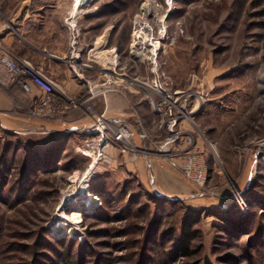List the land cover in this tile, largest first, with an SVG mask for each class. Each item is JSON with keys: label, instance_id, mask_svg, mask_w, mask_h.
<instances>
[{"label": "rangeland", "instance_id": "1", "mask_svg": "<svg viewBox=\"0 0 264 264\" xmlns=\"http://www.w3.org/2000/svg\"><path fill=\"white\" fill-rule=\"evenodd\" d=\"M11 22L25 32L2 42L12 56L60 53L67 94L83 101L96 84L94 118L146 141L95 161L81 152L90 113L32 119L22 90L0 89V264H264V0H0V39ZM168 102L187 119L164 151ZM188 156L202 187L182 174Z\"/></svg>", "mask_w": 264, "mask_h": 264}, {"label": "built area", "instance_id": "2", "mask_svg": "<svg viewBox=\"0 0 264 264\" xmlns=\"http://www.w3.org/2000/svg\"><path fill=\"white\" fill-rule=\"evenodd\" d=\"M112 63L115 65L114 61ZM85 87L88 96L83 101H76L67 94L66 89L60 82L46 74L42 68L34 65L29 59L12 56L3 47L0 39V89L16 88L22 90L31 102V109L28 114L30 118L38 120L54 119L65 114V110L74 112L83 109L90 113L89 122L84 126L85 133L88 136H95V142L91 141L92 143H89L87 140V146L81 152L88 153L95 161L107 160L106 162L111 160L108 154L109 150L118 151L129 157L131 155L136 157V155L144 152L145 148L142 146L145 145L146 136L138 132L137 137L141 146H136L137 130L125 119L113 116L107 117L103 114H97L94 118L93 104L96 84L86 82ZM152 91L156 94L162 93L159 87H154ZM151 104L154 108L153 102ZM166 108L165 127L167 138L162 146L158 147V149L164 151H167L169 145L175 144L181 138L180 131L176 130L175 127L177 124H182L184 118L187 119V115L174 112L173 103L168 102ZM181 170L183 176L193 185L197 187L204 185L206 171L202 166L201 159L198 157L188 156ZM234 200L236 208L241 211L246 210V204L241 197H235Z\"/></svg>", "mask_w": 264, "mask_h": 264}, {"label": "crops", "instance_id": "3", "mask_svg": "<svg viewBox=\"0 0 264 264\" xmlns=\"http://www.w3.org/2000/svg\"><path fill=\"white\" fill-rule=\"evenodd\" d=\"M10 26L13 28V31L5 34L4 37H1V41L4 42L5 40H11L14 38H18V39H20V41H22V40L25 41V39L22 38L23 34L25 33L24 30L22 29V26L20 24H17V22H16V24L14 22H11ZM8 37L10 39H8ZM37 52H39V51H37ZM41 53H42L43 58H41L39 60H36L35 57L32 56L33 54H31V55L27 54V56H20L19 58L29 59L34 65L42 68L46 74H48L50 77H52L56 81L60 82L62 85L65 83L69 84L68 78L65 76H60L59 68H58V66H56V65H58V62L62 60V58H60V56H61L60 53L51 54L50 52H47V51L45 52L44 49L42 51H40V54ZM109 110H114V111L119 110V111H122L123 115H125V113H124L125 108L123 106H122L121 110L119 109V107L117 109L110 108ZM111 116L117 117L115 115H111ZM75 123H79V122H75Z\"/></svg>", "mask_w": 264, "mask_h": 264}, {"label": "bare ground", "instance_id": "4", "mask_svg": "<svg viewBox=\"0 0 264 264\" xmlns=\"http://www.w3.org/2000/svg\"><path fill=\"white\" fill-rule=\"evenodd\" d=\"M144 8V7H143ZM145 9H146V7H145ZM144 9V10H145ZM138 23V22H137ZM144 23V22H143ZM139 24V23H138ZM143 26V25H142ZM137 27H139L140 28V26H137ZM141 29V28H140ZM140 29H138V30H140ZM152 37V36H151ZM138 38H139V35H138V32H135L134 33V35H133V43H132V48H133V50H138L139 49V47H138V45L141 43L140 42V40H138ZM145 38V37H144ZM143 39V38H142ZM141 39V40H142ZM143 41V40H142ZM153 41V40H152ZM145 42V41H144ZM144 44V43H143ZM150 44V43H149ZM144 45H147V44H144ZM143 50V49H142ZM141 50V51H142ZM139 52V51H138ZM90 194V193H89ZM87 198V197H86ZM91 199H94V197H90ZM75 201V200H74ZM73 202V201H72ZM68 205V204H67ZM68 206H71L70 204L68 205ZM88 207H90V200L89 199H87L86 200V202L84 203V209H86V208H88ZM67 209H69L68 207H67ZM75 215V217H72V218H69V219H67V221L69 222V223H71V227L69 228V231H67V233H72V232H74L75 230L77 231V226L79 225V217H80V213H75L74 214ZM60 218H61V220L62 219H66V218H64L63 216H60ZM55 227V226H54ZM62 228H63V226H62V224H58L55 228H54V230H53V234H59V233H61L60 231L62 230ZM65 231V230H64Z\"/></svg>", "mask_w": 264, "mask_h": 264}, {"label": "trees", "instance_id": "5", "mask_svg": "<svg viewBox=\"0 0 264 264\" xmlns=\"http://www.w3.org/2000/svg\"><path fill=\"white\" fill-rule=\"evenodd\" d=\"M191 222L187 221L185 222L184 226L181 229V232L179 236L176 238V245L175 250L181 251L182 253L187 252L190 242L192 240V235L194 233V230H191ZM60 260H57L55 264H60Z\"/></svg>", "mask_w": 264, "mask_h": 264}]
</instances>
